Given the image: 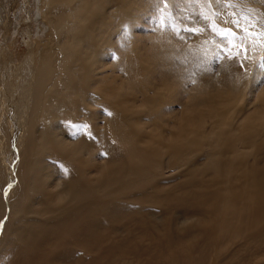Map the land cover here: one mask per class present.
<instances>
[{
  "label": "bare ground",
  "instance_id": "bare-ground-1",
  "mask_svg": "<svg viewBox=\"0 0 264 264\" xmlns=\"http://www.w3.org/2000/svg\"><path fill=\"white\" fill-rule=\"evenodd\" d=\"M158 15L0 0V264H264V0Z\"/></svg>",
  "mask_w": 264,
  "mask_h": 264
},
{
  "label": "snow or ice",
  "instance_id": "snow-or-ice-1",
  "mask_svg": "<svg viewBox=\"0 0 264 264\" xmlns=\"http://www.w3.org/2000/svg\"><path fill=\"white\" fill-rule=\"evenodd\" d=\"M187 2L192 3L196 2L199 3L201 0H187ZM203 2H206L208 4H212L215 2L216 4L220 5L221 7H229L231 6V0H203ZM169 0H156L157 4V12L161 15H158L156 17V21L159 25V27L163 28L166 27L164 17L162 13L164 12L165 8L168 7ZM163 4L164 7H161L160 5ZM216 15L219 16L222 20L224 19L225 15H232L235 17V14L233 13H224L221 14L220 12H216ZM205 20H210L208 16L204 17ZM225 23H228V21H225ZM231 24L233 27H222L218 23H210V27L213 31H215L218 35L222 37V44L223 47L221 48V51L225 53L228 59H237L240 57L241 53H247L249 44H252L255 40L264 38V31H261L259 33L254 32L252 29L255 28V25H241L240 20L233 18L231 20ZM188 31L193 32H200V28H191V29H185ZM217 59H221V57H217ZM244 59H248L247 55L244 56ZM258 69L264 71V58H262L258 63ZM111 115V113H108ZM75 129L78 131H85L90 128L87 124H80V125H72ZM2 229H3V221H0V235H2Z\"/></svg>",
  "mask_w": 264,
  "mask_h": 264
},
{
  "label": "rangeland",
  "instance_id": "rangeland-1",
  "mask_svg": "<svg viewBox=\"0 0 264 264\" xmlns=\"http://www.w3.org/2000/svg\"><path fill=\"white\" fill-rule=\"evenodd\" d=\"M217 57H221V59H222V56H220V55H216V56H213L212 57V59L209 61V66L214 70V71H216L217 70V68H218V66H219V64H220V60L221 59H217ZM213 63V64H212ZM182 179V177H175V179H174V182L176 183V182H179V180H181ZM204 238L203 239H201V241H199L200 242V244L202 245V244H204Z\"/></svg>",
  "mask_w": 264,
  "mask_h": 264
}]
</instances>
